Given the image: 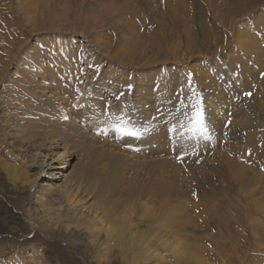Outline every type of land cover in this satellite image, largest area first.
Returning a JSON list of instances; mask_svg holds the SVG:
<instances>
[{
    "label": "rangeland",
    "instance_id": "374dc122",
    "mask_svg": "<svg viewBox=\"0 0 264 264\" xmlns=\"http://www.w3.org/2000/svg\"><path fill=\"white\" fill-rule=\"evenodd\" d=\"M197 100L207 136L179 127ZM121 220L151 245L118 247ZM178 240L264 264V0H0V264H159L134 253Z\"/></svg>",
    "mask_w": 264,
    "mask_h": 264
},
{
    "label": "bare ground",
    "instance_id": "6f19581e",
    "mask_svg": "<svg viewBox=\"0 0 264 264\" xmlns=\"http://www.w3.org/2000/svg\"><path fill=\"white\" fill-rule=\"evenodd\" d=\"M66 154H67V150L65 149L61 153L58 152V154H56V156H53V157H49L48 156V158H45V156H44L45 159L43 160L41 166L43 168H45V169L48 168V170L51 171V173H50L51 175L50 176H52V178L55 177L54 178L55 181L57 179H60V177L61 178L64 177V172L69 167V166H66V164H64L63 166H56L57 163L64 162V160H65L64 156H66ZM66 163H68V162H66ZM57 170H59V171H57ZM54 186L61 188L60 191H63V189L67 186V184L64 181V183H61V184H59L57 186L54 185ZM54 186L46 184L47 188H52ZM76 196H77V193H74V196H70L72 198L69 199V197H67V195H65V197H67L70 202H73L72 199H75ZM175 207L174 206H169L167 208L168 212H170V218L173 221V222H171V224L173 223L171 225V229L173 230L174 229V225L176 224L177 226H179V232L180 231L183 232V230L188 225V217L184 213L185 210H182V209L180 210L179 209L180 207L179 208H175ZM178 211H180V212H178ZM109 215H110V213H109ZM159 216H160V213H159ZM158 217H156V213H155V216L153 218L154 220H152V224H153L152 226H154V224H156L159 221L158 219L160 217L159 218ZM189 222H191V221H189ZM106 224H108V223H106ZM94 225H95V223H94ZM95 226H94V228H95ZM128 234H131L130 237H133V239L131 241L133 242L135 247L138 248V249H140V247H142V248L146 247V245L147 246L151 245L149 243H145V241L142 242V235L143 234L139 235L137 232H135V228H133L132 223L130 221H128V220H121L118 225H112V226H108L106 228V236L109 239L114 240L115 244L118 247H120V248H125L127 246V244L128 245L130 244L131 241H129V243H128ZM184 234H182V235H184ZM175 237H177V236H175ZM178 239H180V238H178ZM164 245H165V243H164ZM177 246H173V247H166L165 246V248L167 249L166 251L170 252V254L173 255L170 258H166L162 254L163 252L160 253V251H158V249L152 250L151 252L149 251L150 249H148V251L143 252V253H142V251H136V252L134 251L135 255H134L133 259L134 260H136V259H146V260L155 259V261L159 262V264H209V262L206 260V258H207V259H210V260H218V261H220L222 263L225 262L226 264H235V261L240 262V264H242V262H243V264H250V262L248 260V257H247V254H245V256H243L244 254L242 255L239 252L234 250V251L231 252L230 255H227L228 252L224 251L222 249L223 247L222 248L219 247V249L217 248L215 253H207L206 251H203L204 249L201 250V249H199L198 247H196L194 245H189L187 241H185V242L181 241L180 242L178 240ZM216 246H217V244H216ZM155 248H157V247H155ZM228 251H231V250H228ZM102 252H103V250H102ZM120 252L124 253L123 250H121ZM121 257H123V254L121 255Z\"/></svg>",
    "mask_w": 264,
    "mask_h": 264
},
{
    "label": "snow or ice",
    "instance_id": "6c2138e0",
    "mask_svg": "<svg viewBox=\"0 0 264 264\" xmlns=\"http://www.w3.org/2000/svg\"><path fill=\"white\" fill-rule=\"evenodd\" d=\"M129 90H131V85H129ZM123 95V93H121ZM246 95H251L250 93H247ZM119 99V97H117ZM183 103V102H182ZM193 109L195 111L192 114L191 120H190V126L185 128L184 123H180L179 127L181 129H185L188 132H191L193 137L196 135L201 136H207V131L204 124V114L203 110L200 108V101L197 100L194 104H192ZM185 116L187 117V114L185 113ZM116 119L119 121L118 123L114 124L113 130L117 133L118 138L122 137H134L139 138L140 133L133 127L128 126V122L123 118V116H117ZM176 126H173L169 131L176 132ZM104 133L107 134V130H104ZM183 133H181L182 135ZM178 160H182L183 156H178Z\"/></svg>",
    "mask_w": 264,
    "mask_h": 264
}]
</instances>
